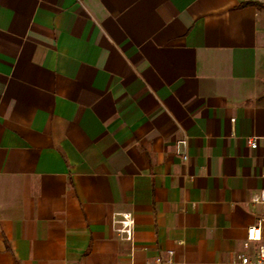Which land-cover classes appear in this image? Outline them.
<instances>
[{"label":"crops","instance_id":"0c3cea01","mask_svg":"<svg viewBox=\"0 0 264 264\" xmlns=\"http://www.w3.org/2000/svg\"><path fill=\"white\" fill-rule=\"evenodd\" d=\"M261 190L264 0H0V264H241Z\"/></svg>","mask_w":264,"mask_h":264},{"label":"built area","instance_id":"2783aa9c","mask_svg":"<svg viewBox=\"0 0 264 264\" xmlns=\"http://www.w3.org/2000/svg\"><path fill=\"white\" fill-rule=\"evenodd\" d=\"M248 144L251 148L256 147V141L251 139L248 141ZM183 159H186L183 157ZM252 203L264 204V190H261L259 193L254 195L251 199ZM120 224V228L117 230L119 233L123 234L126 238L130 237L131 228L133 225V220L130 214L125 213L121 215V220L117 221ZM250 242L260 243L257 249V255L254 260L248 259L246 256L240 257L241 264H264V243L261 239V224L258 222L255 225L249 226L246 230V239L245 245Z\"/></svg>","mask_w":264,"mask_h":264},{"label":"trees","instance_id":"16d2710c","mask_svg":"<svg viewBox=\"0 0 264 264\" xmlns=\"http://www.w3.org/2000/svg\"><path fill=\"white\" fill-rule=\"evenodd\" d=\"M258 8H260V6L259 5H256Z\"/></svg>","mask_w":264,"mask_h":264}]
</instances>
